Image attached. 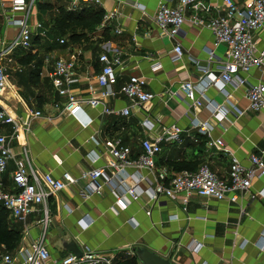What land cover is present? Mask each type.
<instances>
[{"label": "crops", "instance_id": "obj_1", "mask_svg": "<svg viewBox=\"0 0 264 264\" xmlns=\"http://www.w3.org/2000/svg\"><path fill=\"white\" fill-rule=\"evenodd\" d=\"M100 1L99 5L89 4L103 10L98 32H95L97 37L76 43L69 38L57 39L51 33L46 34L43 23L33 16L32 24L41 23L44 33L33 27L32 45L17 48L0 61L9 72L6 98L12 111L20 122L29 123L18 138L12 136L11 125H0V133L8 137L13 153L6 169L0 172V183L4 189L11 190L12 173L18 164L27 162L39 176L51 173L61 178L68 172L76 179L63 190L50 194L46 203L36 205L24 221L9 216L11 225L21 233L17 249L29 246L44 233L52 262L74 253L71 249L82 255L89 248L113 255L114 264H141L133 248L143 246L175 264H264L261 237L264 233V195L260 194L264 190V175L253 178L250 188L239 193L237 203L201 196L185 198L184 194L177 198L161 195L152 200L146 181L140 185L142 193L138 201L121 200L122 186L106 183L103 179H100L98 190L88 195L91 180L83 174L109 163L112 140L120 138L138 154L142 152L144 139L164 133L174 123L181 129L179 139L164 135L153 173L129 167L130 175L140 174L153 180L163 169L170 176L181 168L195 170L207 164L217 176L228 178L230 154L249 167L251 154L264 153V111L247 109L246 86L236 89L228 86L229 100L217 90L209 89L208 94L227 108L224 130L208 107L187 110V101L179 89L180 78L173 71L176 65L171 61L172 51L179 41L184 51L180 63L191 79L202 74V66L194 62L196 59L210 72H218L225 46L215 49L213 61H206L207 50L213 46V34L209 28L192 23L190 17L195 12L205 19L224 15L222 0H198L201 8L208 4L218 7L209 14L187 7L184 35L175 38L162 34L155 23L160 0ZM167 1L175 5L178 0ZM55 2L74 10L70 9L68 0H48L49 11L56 10L51 7ZM113 11L117 12L110 17ZM14 29L8 27L7 35L11 36ZM39 36L41 40L37 41ZM45 38L48 39L46 44L43 43ZM40 49L44 50L42 56ZM102 53L121 60L116 66L119 77L112 87L114 95L103 98L101 92L105 88L96 80L102 66L99 62ZM72 57L76 60L77 80L70 90L82 99L100 97L102 103L91 107L83 102L79 109L70 113L64 109L66 99L58 93L54 66L57 59ZM24 71L27 72L23 82L27 94L11 80L13 73ZM131 75L145 77V90L155 94V99L145 108L134 105L120 90ZM248 80L264 83L263 69H252ZM170 92H175V97ZM229 103L236 108L231 109ZM104 105L116 111L128 108L129 114L104 113ZM29 110L40 111L41 115L30 116ZM194 115L209 121L210 137L193 127ZM145 118L153 123V130L145 129L142 124ZM217 138L223 140L228 153L211 144ZM94 153L99 155L96 162L92 160ZM107 173L111 174L112 169L107 168ZM45 209L49 216L46 225L42 222ZM195 241L202 246L191 252L188 246Z\"/></svg>", "mask_w": 264, "mask_h": 264}, {"label": "built area", "instance_id": "obj_2", "mask_svg": "<svg viewBox=\"0 0 264 264\" xmlns=\"http://www.w3.org/2000/svg\"><path fill=\"white\" fill-rule=\"evenodd\" d=\"M70 9H77L82 4L101 3L100 0H68ZM36 0H0V14L4 18L5 28L0 33V61L7 58L17 48H28L32 45L33 27L42 30V24L30 23L33 5ZM225 7V14L205 19L204 16L195 12L190 20L195 25L209 28L213 34V46L207 50V60L215 59V49L221 45L225 46L224 59L221 60L218 72H210L205 65H200L196 59L194 62L201 67L202 74L197 79H191L187 71L183 70L184 65L180 63L184 56L181 43L178 41L173 46L172 63L176 65L173 69L180 78V92L187 101V110H197L201 107H208L212 114L217 117L219 127L226 129L223 121L226 118L227 108L208 93L210 88L222 93L227 100L231 96L228 86L235 89L246 86L248 99V110L264 111V83L261 81L250 82L248 76L252 69H263L264 71V0H222ZM192 7L195 11L202 10L209 14L213 9L206 5L200 7L198 0H178L171 5L167 0H160L155 14V23L160 32L168 37L175 38L183 36V26L187 20L185 9ZM117 11L110 13V17ZM106 18H109L106 16ZM8 27L16 28V31L7 35ZM42 33L43 30H42ZM64 39L60 42L64 43ZM102 64L96 80L100 87L105 88L101 97L114 95L112 87L117 83L119 72L116 66L121 63L120 58H111L108 53L99 56ZM159 67V65H158ZM157 67V68H158ZM161 67V66H160ZM54 75L57 77L56 86L58 93L66 100L64 109L72 113L80 108L85 102L91 107L100 105V97L82 99L70 90L71 85L77 80L76 60L59 58L55 61ZM9 72L5 65L0 64V125H11L12 136L18 138L23 129H27L29 123L20 122L16 119L12 105L6 98ZM146 78L131 75L121 86V92L134 104L142 108L155 99V94L145 90ZM91 91V89H90ZM173 97L175 92H170ZM230 104V103H229ZM231 109L236 108L230 104ZM245 111V110H244ZM104 113H116L128 115L129 109L124 108L116 111L104 105ZM30 116H40V111H28ZM242 111H239V115ZM146 130H153V123L149 118L143 120ZM191 124L202 134L210 137L211 124L208 120H202L196 115L192 117ZM181 129L178 125L171 124L164 133L153 138H146L142 141V152L134 154L131 147L123 144L120 138H115L109 145L111 160L105 167H97L83 174L88 177L91 183L88 185V195L97 191L100 187V179L106 183L122 186L121 200L127 198L131 201L140 199L143 181L147 182L148 190L152 200L159 196L166 195L177 198L184 194L185 198L201 196L216 200H227L231 203L239 201V193L250 188L255 176L264 175V153L251 154V166H245L236 156L231 155L228 178L217 176L207 164L200 165L195 170L181 169L169 176L166 169L161 170L153 180L143 177L140 174L132 176L127 168L133 167L136 170L147 169L153 173L155 168V157L161 150V143L164 135H169L178 140ZM219 149L229 152L223 140L217 138L211 141ZM13 158L12 148L8 143V137L0 133V172H3L8 161ZM99 159V155H92L93 162ZM107 168L112 173H107ZM13 187L11 190L4 189L0 183V204L7 209L9 216L24 221L34 207L46 203L50 194L63 190L66 185L72 184L76 179L68 172L63 173L61 178L54 177L51 173H44L39 176L34 168L27 164H18L12 173ZM264 195V190L260 191ZM242 211L244 207H241ZM89 223L91 219H88ZM49 221L47 210H44L43 224ZM262 249H264V233H262ZM202 246L199 242H193L188 250L193 252ZM0 264H114V256L107 253L96 252L89 248L85 249L81 256L74 253L67 254L57 262H52L49 249L44 242V233L41 237L33 240L29 246L20 247L16 251H0ZM201 264H207L202 262Z\"/></svg>", "mask_w": 264, "mask_h": 264}, {"label": "trees", "instance_id": "obj_3", "mask_svg": "<svg viewBox=\"0 0 264 264\" xmlns=\"http://www.w3.org/2000/svg\"><path fill=\"white\" fill-rule=\"evenodd\" d=\"M103 18V10L93 7V5H81L75 10H68L59 7V13L54 17V30L59 33H67L69 40L73 43L85 41L89 37L95 36V31H91V36H87V30L100 24ZM79 28V31H77ZM182 169V168H181ZM20 230L11 225L9 213L0 204V247L6 251L14 252L20 242Z\"/></svg>", "mask_w": 264, "mask_h": 264}, {"label": "rangeland", "instance_id": "obj_4", "mask_svg": "<svg viewBox=\"0 0 264 264\" xmlns=\"http://www.w3.org/2000/svg\"><path fill=\"white\" fill-rule=\"evenodd\" d=\"M47 1L48 0H36V2L33 5L32 13H31L32 15H31V18H30V23H32V19L34 20L33 16H35V17H37L39 19V22L43 23V27L46 29V34L47 33H51L57 39L58 38L67 39L69 37V35H67V33H59V32H57L56 30L53 29L54 28L53 20H54V17L59 13L60 4L58 2H55V4L52 5L51 7H53V8L56 7V10H50L49 11L50 8H48L49 4H47ZM0 24H1L0 33H3V30L5 28V24H4V18H3V16L1 14H0ZM48 27H50L49 30H47ZM93 30L95 32H98L96 26H94L91 30H87V36L88 37H89V35L91 36V31H93ZM15 31H16V28L12 31V33H14ZM77 31H79V28H78ZM95 37H97V36H95ZM40 38H41V36H39V38H37V41H40L41 40ZM91 38H93V37L91 36L88 39H86L85 41L88 42V41L91 40ZM99 40H101V39L98 38V41ZM47 42H48V39L45 38L43 43L46 44ZM38 43L39 42H35V44H38ZM43 53H44V50L40 49L39 54L42 56ZM12 64H13V62H11V65ZM26 75H27V72L24 71V72H22L20 74L13 73L12 77H11V80L16 82L17 88L19 90H22V92L24 94L28 93L27 90L25 89V85L23 83V82H25L24 78H25ZM18 81H20L19 84L22 86V88L18 84ZM4 250H5L4 247H0V251H4Z\"/></svg>", "mask_w": 264, "mask_h": 264}, {"label": "water", "instance_id": "obj_5", "mask_svg": "<svg viewBox=\"0 0 264 264\" xmlns=\"http://www.w3.org/2000/svg\"><path fill=\"white\" fill-rule=\"evenodd\" d=\"M71 251L81 256L78 250L71 249ZM133 252L141 264H175L171 259L163 257L143 246L134 247Z\"/></svg>", "mask_w": 264, "mask_h": 264}]
</instances>
